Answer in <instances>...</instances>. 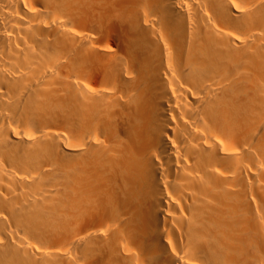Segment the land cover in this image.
Listing matches in <instances>:
<instances>
[{
    "label": "bare ground",
    "instance_id": "bare-ground-1",
    "mask_svg": "<svg viewBox=\"0 0 264 264\" xmlns=\"http://www.w3.org/2000/svg\"><path fill=\"white\" fill-rule=\"evenodd\" d=\"M0 264H264V0H0Z\"/></svg>",
    "mask_w": 264,
    "mask_h": 264
}]
</instances>
